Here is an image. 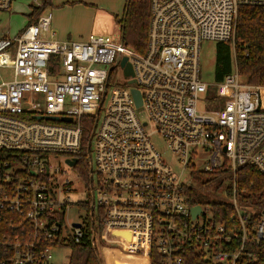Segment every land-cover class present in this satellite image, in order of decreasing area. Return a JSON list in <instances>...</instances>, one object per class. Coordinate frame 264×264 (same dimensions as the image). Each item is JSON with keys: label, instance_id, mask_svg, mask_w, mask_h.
I'll use <instances>...</instances> for the list:
<instances>
[{"label": "built area", "instance_id": "1", "mask_svg": "<svg viewBox=\"0 0 264 264\" xmlns=\"http://www.w3.org/2000/svg\"><path fill=\"white\" fill-rule=\"evenodd\" d=\"M12 4L0 0V14ZM244 6L264 7V0H151L145 54L121 35L50 40L48 9L19 35L0 36V264H54L55 250L85 237L99 244L107 264L114 248L146 264L152 254L158 264H184L187 248L211 264L255 256L245 249L264 238V214L250 239L237 175L244 167L264 174V85L248 83L238 69L235 34ZM205 42L228 43L233 51L232 72L214 85L203 81ZM128 64L133 76L125 74ZM3 70L11 77H2ZM115 70L121 74L111 83ZM84 117L95 125L87 177L78 169ZM155 136L174 161L156 147ZM59 158L64 168L52 163ZM70 171L85 185L84 201L68 198L76 192ZM216 173L232 184L228 199L237 224L230 227L214 224L208 206L192 215L188 189L198 186L197 176ZM80 206L85 220L69 221Z\"/></svg>", "mask_w": 264, "mask_h": 264}, {"label": "trees", "instance_id": "2", "mask_svg": "<svg viewBox=\"0 0 264 264\" xmlns=\"http://www.w3.org/2000/svg\"><path fill=\"white\" fill-rule=\"evenodd\" d=\"M41 7H33L29 15L30 23H37L39 17L51 6V0H41ZM115 22L120 26L121 38L124 44L134 51L145 54L151 23V0H126L121 17L116 16ZM235 53L239 72L250 84L264 85V7L240 8L235 34ZM58 69V59H54L51 72ZM233 70L231 45L218 43L216 50L214 82L220 83ZM90 119L83 118V147L79 170L87 177V156L90 152L89 141L93 125ZM200 183L197 187L188 189L192 196V206H208L211 209L214 224L230 227L237 224L233 205L228 200L220 198L226 192L232 196V184L227 178L222 179L221 173L202 174L197 176ZM228 182L226 183V181ZM213 193H207L205 186L212 184ZM238 200L245 218L249 219L250 239L255 235L257 225L264 214V174L251 167L240 169L237 175ZM237 226V225H236ZM71 250L68 264H107L102 249L97 244L92 246L91 240L85 237L80 243L71 241L67 246ZM246 252L253 253V258L244 257L243 264H264V238L258 242L251 239L246 246ZM115 259V258H113ZM112 259V260H113ZM158 257L152 254V264H158ZM112 263V262H111ZM184 264H211L205 262L199 252L187 248L184 254Z\"/></svg>", "mask_w": 264, "mask_h": 264}, {"label": "rangeland", "instance_id": "3", "mask_svg": "<svg viewBox=\"0 0 264 264\" xmlns=\"http://www.w3.org/2000/svg\"><path fill=\"white\" fill-rule=\"evenodd\" d=\"M40 4L41 0H37ZM66 1L69 0H53L54 6L48 8L53 13L54 17H59L58 23L54 22V25L59 31V34L67 35L64 40L57 39L56 37L48 39L66 41V40H80L86 39L91 34L104 35L119 39L121 32L120 26L115 22V17H121L126 5V0H86L87 5L84 7L82 3H73L66 5ZM93 4V5H92ZM37 6L36 0H16L12 5V12L0 14V33H10V36L17 35L21 30L23 31L30 23L29 15L31 14L33 7ZM107 30L109 32H107ZM79 35H85L84 37H77ZM217 44L215 42H205L202 45L201 54V67L203 81L207 84L214 85L215 74V61ZM232 49V48H231ZM233 56V51H232ZM121 72L115 70L111 78V83L118 82V75ZM1 75L4 78H10L11 73L9 71H1ZM153 142L156 147L168 158L175 160L176 157L169 150L166 142L159 136L153 138ZM93 154L91 155L92 158ZM52 163L57 167L59 163L62 164L63 159H53ZM177 171L179 167H175ZM74 184L76 192L69 194L68 198L71 203L78 201H84L86 198V188L83 182H81L77 175L70 171V174L66 177ZM192 184H196L192 182ZM207 193H213L210 188H205ZM223 198L228 200L227 194H223ZM87 216V211L83 206L73 207L69 213V221L82 222ZM202 220V218H200ZM114 255L116 259H113L111 264H131L142 262L141 259L131 258L127 255L124 256L120 251L114 248ZM118 251V252H117ZM54 264H68L71 250L69 248H63L62 250H55L54 252Z\"/></svg>", "mask_w": 264, "mask_h": 264}, {"label": "water", "instance_id": "4", "mask_svg": "<svg viewBox=\"0 0 264 264\" xmlns=\"http://www.w3.org/2000/svg\"><path fill=\"white\" fill-rule=\"evenodd\" d=\"M127 62V58H124L123 60V64H125ZM125 74L126 76H133V69H132V66L130 64L127 65V68L125 70ZM133 94L135 96V100L137 102V106H141L142 104V99H141V96H140V93L136 90L133 91ZM44 117H38L37 119L41 120L43 119ZM47 120H50V121H62V122H66V123H71L72 122V119L70 118H62V119H59L58 117H47L46 118ZM78 160H74V161H68V163L70 164V166H74L76 163H77ZM192 215L193 217H197L198 215L201 214V207L200 206H195L192 208ZM74 227L76 228H80V224H74Z\"/></svg>", "mask_w": 264, "mask_h": 264}, {"label": "crops", "instance_id": "5", "mask_svg": "<svg viewBox=\"0 0 264 264\" xmlns=\"http://www.w3.org/2000/svg\"><path fill=\"white\" fill-rule=\"evenodd\" d=\"M14 2H16V0H13V3ZM73 3H82V5L85 7L86 5H87V1L86 0H69V1H66V5H71V4H73ZM13 5V4H12ZM93 5V4H92ZM52 6H54V3H53V0H51V7ZM10 12H12V8H11V10L10 11H8L7 13H10ZM1 20V19H0ZM58 20H59V17H54L53 16V21H52V25H51V30H52V32L54 33V34H52L53 36H51V32H50V34H48V36L47 35H45V37L46 38H49V37H51V38H54V37H56L57 39H61V40H64V38L67 36V35H62V34H59V31H57V29H56V27H55V25H54V22H56V25H57V23H58ZM22 32V30L17 34V35H19L20 33ZM107 32H109L108 30H107ZM7 35H9L10 36V33L8 32V33H0V36H7ZM17 35H15V36H17ZM85 35H79V36H77V37H84ZM11 37H14V36H11ZM83 39V38H82ZM113 256H114V258L116 259V257H115V255L113 254Z\"/></svg>", "mask_w": 264, "mask_h": 264}, {"label": "bare ground", "instance_id": "6", "mask_svg": "<svg viewBox=\"0 0 264 264\" xmlns=\"http://www.w3.org/2000/svg\"><path fill=\"white\" fill-rule=\"evenodd\" d=\"M122 235H124L128 240H131V234L130 233H123ZM142 262L139 263H131V264H146V260L145 259H141Z\"/></svg>", "mask_w": 264, "mask_h": 264}]
</instances>
